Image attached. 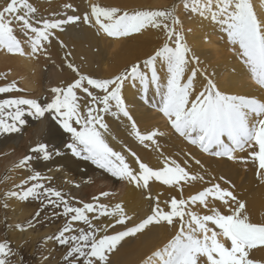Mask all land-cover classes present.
<instances>
[{"label": "snow or ice", "instance_id": "snow-or-ice-1", "mask_svg": "<svg viewBox=\"0 0 264 264\" xmlns=\"http://www.w3.org/2000/svg\"><path fill=\"white\" fill-rule=\"evenodd\" d=\"M182 2L185 9L218 25L226 33L232 50L252 79L264 88V16L258 15L251 0ZM63 8L73 9V5L65 3ZM79 24L88 25L97 34L102 32L110 38H128L152 28L162 31L165 39L142 64L134 62L110 78L85 74L68 60L67 67L77 78L52 87L53 96L49 102L41 103L38 99L25 97L0 99V131H19V126L25 124L26 111L38 118L50 114L71 134L67 147L75 156L91 160L113 177L126 179L145 190L150 189V181L162 182L176 189L178 196H170L162 206L159 196L153 197L149 190L147 198L153 201L150 214L131 226L127 225L132 217L122 203H99L100 197L109 193L101 192L92 198L93 202H79L81 206H74L62 190L42 183L44 177L39 172L22 182L19 190L8 191L5 196L20 200L33 197L62 209L66 223L55 237L47 239H55L59 245L66 246L65 264H111V255L118 251V245L126 237L142 234L149 226L162 224L169 228L175 226V232L150 251L140 264H264V260L252 255L254 250L264 248V221L251 219L246 201L238 199L234 191L223 187L220 182H209L208 186L185 197V186L204 181V175L191 171L187 162L182 166L168 157H164L163 166L153 168L128 149L138 165V168L133 167L125 154L110 146L106 138L110 134L109 126L104 120L105 113L111 112L117 118L122 114L131 122V134L141 144L146 147L157 144V137L163 133L158 129L142 132L122 95L126 81L139 80L145 93L151 82L161 95L159 111L175 133L212 156L258 163L256 177L264 183V98L229 94L198 67L199 58L186 42L183 22L175 5L171 8L127 9L96 2L82 14L65 11L44 18L31 0H7L0 8V47L9 53L25 54L17 36L18 26L19 32L27 38L31 54L46 52V43L50 44L53 39L61 48H66L57 32L63 33L67 26ZM65 55L71 56V52ZM157 62L166 65L167 84L163 92ZM142 65L150 71V77L142 70ZM198 76H203L206 81L199 90ZM13 90L22 91L15 82L0 86V93ZM237 150H247L248 155L237 157ZM31 151L42 153L44 160L52 155L44 143H39ZM31 159V156H25L19 165H26ZM195 163L201 165L198 159ZM29 181L32 183L25 187ZM219 181L231 184L223 176ZM4 206L7 207V203ZM35 215L38 218L40 212ZM101 217H109L110 222H94ZM77 222H82L85 227L77 228ZM118 225L124 226L123 230L109 234V229ZM28 226H32L31 222ZM15 227L23 230L25 225ZM15 254L8 239L0 241V264H10V258Z\"/></svg>", "mask_w": 264, "mask_h": 264}, {"label": "bare ground", "instance_id": "bare-ground-1", "mask_svg": "<svg viewBox=\"0 0 264 264\" xmlns=\"http://www.w3.org/2000/svg\"><path fill=\"white\" fill-rule=\"evenodd\" d=\"M6 2L7 0H0V6H5ZM31 2L37 6L39 15L42 17H44L46 12L53 10L54 7L70 14H82L89 9L91 3L96 2L105 6H118L127 9L140 7L154 9L171 8L175 5L176 13L180 19L183 10L180 4L182 0H31ZM251 2L258 15L264 16V6L261 2L259 0H251ZM65 3L72 4L73 9L78 11L74 12L73 9L65 10L63 8ZM188 13L191 14L190 18L186 21L181 19V21L183 22L186 42L191 52L199 58L198 67L202 71H206L208 77L213 79L221 90L229 94H244L255 96L258 99L264 98V88H261L252 79L245 66L232 50L233 46L227 39L226 33L218 25L201 18L198 14L191 13L189 10ZM57 35L67 47L61 48L59 42L55 39L50 44L46 43V52H53L57 57V66L51 67L54 69V73L51 75V82L54 87L69 83L77 78L75 73L67 67L68 60L77 65L81 72L85 74H90L95 78H110L134 62L140 61L142 64L149 55H152L162 45L165 39L162 31L152 28L144 30L142 34H134L128 38H110L102 32L97 34L94 28L84 24L69 25L63 33L57 32ZM66 52H71V56L66 57ZM25 56L15 53L12 56L15 59L11 64L13 67H21L22 71L26 73L35 68V64L31 60L24 58ZM16 57H20L23 61L19 63L20 59H16ZM45 63H48V61ZM50 64L52 65L51 61ZM142 70L147 72L150 77V71L147 68H143V65ZM44 71L48 73L50 70L44 67L41 79L45 75ZM157 71L161 77V92H163L166 90L167 84L166 65L157 62ZM205 82L203 76H198V90ZM122 95L129 112L142 132L158 129L159 132L163 133V135L157 137V144H149L146 147L131 134V122L127 118L123 117L122 114L117 118L111 112L105 113L104 120L108 124L110 131L106 138L110 146L125 154L130 165L138 168L128 149L135 152L141 161L153 168L163 166L164 157L175 160L182 166L187 162L191 171L204 175L205 180L197 181L190 186L186 185L185 197L208 186L209 182H220L223 187L234 191L238 199L246 201L248 214L254 222L264 221V183H261L256 177L258 163H253L251 160H234L228 157L212 156L175 133L167 119L159 111L161 95L151 82L148 85L147 93H145L144 86L139 80L134 82L131 80L126 81L122 89ZM43 99L41 100L43 101ZM52 127L48 129V136L57 135V132ZM19 137L18 135L13 144H17ZM59 137L60 133L56 139ZM235 155L237 157H246L248 153L247 150L244 152L237 150ZM196 159L201 161L202 167L195 163ZM90 167H88L90 175L82 174L83 176L90 180L100 178V181H108L109 184H106V186L109 185V187L116 190L114 194L103 198L101 202L99 200V203L108 205L122 203L127 214L132 217L127 226L139 222L150 214L153 201L147 198L149 190L153 197L159 196L162 206L163 201L169 199L170 196H178L176 189L159 181H150V189L145 190L142 187H136L134 183H130L126 179L117 181L112 175L98 172L95 168ZM97 173H99V177H97ZM221 176L225 177L231 184L219 181ZM233 185L234 188H232ZM14 206L15 204H13V208ZM14 209L15 211L10 218L12 224L18 222L24 216L23 209ZM196 210L202 211L199 208ZM95 222L107 224L110 222V218L101 217L100 220ZM123 228L124 226L118 225L114 229H109V234L121 231ZM175 230V226L169 228L163 224L160 226L153 225L149 226L142 234L126 237L118 245V251L111 255V264H140V261L150 251L162 245ZM9 233L10 239L15 245L27 243L30 239L29 247L33 246L36 238L40 236V234L15 230H9ZM252 255L258 260H264V248L254 250Z\"/></svg>", "mask_w": 264, "mask_h": 264}, {"label": "rangeland", "instance_id": "rangeland-1", "mask_svg": "<svg viewBox=\"0 0 264 264\" xmlns=\"http://www.w3.org/2000/svg\"><path fill=\"white\" fill-rule=\"evenodd\" d=\"M259 1L264 6V0ZM180 4L183 9L181 19L186 21L191 14L188 13V9L183 7V2ZM3 7V5L0 6V8ZM52 13L63 14L65 11L54 7L53 10L44 14V18H48ZM17 36H19V39L21 38L25 55H27H23L25 56L24 58L31 60L35 64V68L32 69L33 72L30 70L25 73L21 67H13L11 63L15 59L12 58L15 53H9L6 49L0 47V86H7L15 82L16 87L22 89V91L13 90L8 93H0V99L25 97L38 99L41 103L49 102L53 96L51 88L54 87L51 82V75L54 73L52 68L58 64L56 63V54L44 51L31 54L27 38L22 36L18 26ZM16 59H20L19 63L23 61L20 57H16ZM47 61L48 63H45ZM44 67L50 71L48 73L44 71L45 75L41 79ZM80 95L83 96L82 93ZM24 107L27 108V106ZM24 119L25 124L19 126V131H0V241L8 239L11 242L13 251L16 253L10 258V264H65L63 257L67 251L66 246L59 245L55 239H47L48 237H55L66 223L67 218L61 214L62 209L46 205V201L42 203L41 199L29 197L27 200H20L16 197H6L5 193L19 190L18 186L36 172H39L44 177L41 181L42 183L62 190L74 206H81L79 202H93L91 201L92 198L96 197V194L99 196L101 192L109 193L106 196L109 197L116 190L109 187V185H107L108 187L106 186V184H109L108 181H100V178L90 180L83 176L85 174L90 175L88 167L92 165L90 168H95L98 172L111 174L98 167L91 160H85L82 156H75L67 147L71 142V134L67 133L52 115L45 114L44 117L38 118L28 114L26 111ZM50 127L55 129L57 135L48 136L47 133ZM59 133L60 137L56 139ZM18 135L20 137L15 145L13 141ZM39 143L47 145L48 151L52 153L50 159L44 160L42 153L31 151ZM25 156H31L32 159L26 165H19V161ZM97 177H99V173H97ZM114 178L117 181H121L116 177ZM31 183L29 181L25 184V187L30 186ZM106 197H100V202ZM5 203H7V207L4 206ZM13 204H15L14 208L23 209L24 216L20 219L21 221L19 220L12 224L10 218L15 211ZM38 211L40 215L37 218L35 214ZM29 222H31V227L28 226ZM17 224L25 225L24 229H17L15 227ZM75 226L77 228L85 227L82 222H77ZM9 230L40 234V236L36 238L33 246H31L32 248L29 247L30 239L27 243L15 245L10 239Z\"/></svg>", "mask_w": 264, "mask_h": 264}]
</instances>
